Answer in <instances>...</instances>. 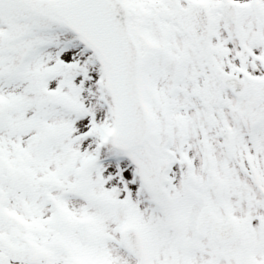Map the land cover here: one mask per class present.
Returning <instances> with one entry per match:
<instances>
[{
    "label": "snow or ice",
    "instance_id": "snow-or-ice-1",
    "mask_svg": "<svg viewBox=\"0 0 264 264\" xmlns=\"http://www.w3.org/2000/svg\"><path fill=\"white\" fill-rule=\"evenodd\" d=\"M0 264H264V0H0Z\"/></svg>",
    "mask_w": 264,
    "mask_h": 264
}]
</instances>
